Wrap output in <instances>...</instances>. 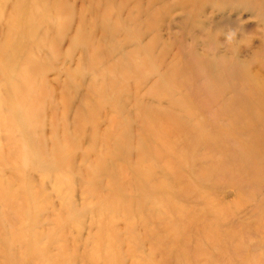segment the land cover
Returning a JSON list of instances; mask_svg holds the SVG:
<instances>
[{"label": "rangeland", "instance_id": "374dc122", "mask_svg": "<svg viewBox=\"0 0 264 264\" xmlns=\"http://www.w3.org/2000/svg\"><path fill=\"white\" fill-rule=\"evenodd\" d=\"M0 264H264V0H0Z\"/></svg>", "mask_w": 264, "mask_h": 264}]
</instances>
